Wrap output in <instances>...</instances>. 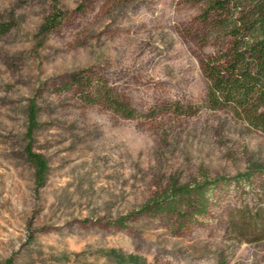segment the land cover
<instances>
[{
	"label": "rangeland",
	"instance_id": "rangeland-1",
	"mask_svg": "<svg viewBox=\"0 0 264 264\" xmlns=\"http://www.w3.org/2000/svg\"><path fill=\"white\" fill-rule=\"evenodd\" d=\"M201 10L0 0V264H264L260 233L232 227L239 211L264 222V133L205 106ZM73 73L93 81L65 89ZM97 81L139 115L87 102Z\"/></svg>",
	"mask_w": 264,
	"mask_h": 264
},
{
	"label": "trees",
	"instance_id": "trees-1",
	"mask_svg": "<svg viewBox=\"0 0 264 264\" xmlns=\"http://www.w3.org/2000/svg\"><path fill=\"white\" fill-rule=\"evenodd\" d=\"M188 1L201 4L200 18L206 29L205 39L214 42L213 51L199 61L200 71L207 80L205 106L227 110L250 128L264 133V0ZM57 22L56 17L49 18L42 29L53 27ZM92 81L90 76L73 73L70 75V83L64 87L66 89L70 84L82 86ZM96 83L93 96H85L87 102L100 100L123 118H135L139 115L111 88L100 81ZM36 125L35 113L31 108L27 126L29 135ZM31 142L29 139L25 146V155L34 168L36 189H39L44 185L48 166L44 157L33 151ZM181 189L179 196L188 194L191 188ZM192 189L196 190V201L204 204L207 200L205 185ZM172 198L176 199V196ZM239 213L232 219V227H251L263 239L264 222L259 223V219L253 214L251 223H248L250 213L247 212L248 216L244 211Z\"/></svg>",
	"mask_w": 264,
	"mask_h": 264
}]
</instances>
